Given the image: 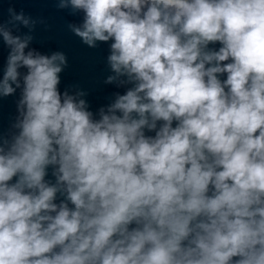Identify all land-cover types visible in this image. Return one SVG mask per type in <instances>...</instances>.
I'll return each instance as SVG.
<instances>
[{
    "label": "clouds",
    "instance_id": "obj_1",
    "mask_svg": "<svg viewBox=\"0 0 264 264\" xmlns=\"http://www.w3.org/2000/svg\"><path fill=\"white\" fill-rule=\"evenodd\" d=\"M56 7L89 48L111 41L104 83L126 90L96 112L61 92L66 54L8 8L0 264H264V0Z\"/></svg>",
    "mask_w": 264,
    "mask_h": 264
},
{
    "label": "water",
    "instance_id": "obj_2",
    "mask_svg": "<svg viewBox=\"0 0 264 264\" xmlns=\"http://www.w3.org/2000/svg\"><path fill=\"white\" fill-rule=\"evenodd\" d=\"M9 7H13L17 12L23 10L26 15L44 21L42 24H37L32 32L34 39L30 44L31 48L43 54H51L55 51L66 54L68 66L61 73V84L58 86L61 92L65 89L72 91L74 87L86 90L88 93L86 99L93 112L111 103L115 93H124L126 90L124 87L117 88L115 85L104 83L105 78L111 74L107 65L111 41L98 42L96 48H89L69 31L68 24L82 22L81 13L72 15L69 10L57 9L56 0H0V22L8 19ZM27 32L28 29L21 27L15 34ZM210 47L218 48L219 44ZM8 51L0 38V78L3 75ZM19 96L20 90H17L13 96L0 98V134H7L15 120L16 102ZM147 134L154 135V133ZM47 179L54 180L51 169Z\"/></svg>",
    "mask_w": 264,
    "mask_h": 264
}]
</instances>
